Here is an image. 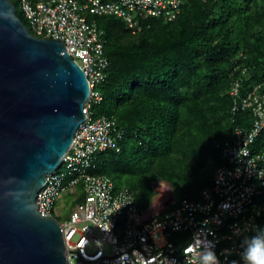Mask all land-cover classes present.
<instances>
[{"label": "built area", "instance_id": "2783aa9c", "mask_svg": "<svg viewBox=\"0 0 264 264\" xmlns=\"http://www.w3.org/2000/svg\"><path fill=\"white\" fill-rule=\"evenodd\" d=\"M183 2L21 0L33 33L64 40L91 85L85 105L87 119L37 196L39 211L56 219L61 214L57 203L64 194L75 202L69 218L58 219L68 264H202L208 250L215 253L219 264H245V241L264 229V204L255 203L264 194V151L253 148L264 130V91L256 86L243 93L241 79H236L230 90L233 111L250 109L252 126L238 127L232 139L217 143L226 163L215 169L213 185L203 190L200 199L184 197L170 209V204L153 209L152 203L144 208L129 187L117 189L109 175L93 171L99 153L121 150L124 132L115 117L93 115V104L103 99L98 85L107 78L110 59L105 52L104 30L88 15L118 16L137 32L151 16L176 19ZM93 242L98 246L91 250Z\"/></svg>", "mask_w": 264, "mask_h": 264}, {"label": "trees", "instance_id": "16d2710c", "mask_svg": "<svg viewBox=\"0 0 264 264\" xmlns=\"http://www.w3.org/2000/svg\"><path fill=\"white\" fill-rule=\"evenodd\" d=\"M88 17L104 30L110 59L93 115L115 117L124 132L121 150L99 153L94 172L129 187L140 206L141 186L150 206L159 180L173 188L169 209L200 199L226 163L217 143L253 123L250 109L233 111L234 81L243 93L264 91V0H184L176 19L151 16L137 32L115 15ZM253 148L264 151V130Z\"/></svg>", "mask_w": 264, "mask_h": 264}, {"label": "water", "instance_id": "95a60500", "mask_svg": "<svg viewBox=\"0 0 264 264\" xmlns=\"http://www.w3.org/2000/svg\"><path fill=\"white\" fill-rule=\"evenodd\" d=\"M91 85L64 40L34 34L0 0V264H68L60 221L37 196L87 119Z\"/></svg>", "mask_w": 264, "mask_h": 264}, {"label": "rangeland", "instance_id": "374dc122", "mask_svg": "<svg viewBox=\"0 0 264 264\" xmlns=\"http://www.w3.org/2000/svg\"><path fill=\"white\" fill-rule=\"evenodd\" d=\"M14 2L16 4L17 8H18L19 15L23 18V20L26 23L29 24V19L25 15V12H24V10L22 8L21 0H14ZM93 16H95V15H93ZM164 183H166L168 185V187H165L163 185ZM154 188L156 190V194H155L154 198L151 200L152 201L151 203L153 205V209L154 208L155 209H162V208H165L169 204L174 202L175 196H174L173 188H172V186L170 185L169 182H167L165 180L156 181L154 183ZM137 199H138V202L142 206H144V207L149 206V203H150V191H149V189L146 186H141V192H140L139 196L137 195ZM178 199H181V198H178ZM255 203L264 204V194L263 195H259L256 198ZM57 206L59 207L60 212H61V214L59 215L58 219L60 221L66 220L67 218H69V215H70V213H71V211L73 209V206H74V202L72 201V196L64 194L59 199V201L57 203ZM123 225H124V216L121 218L120 227H123ZM97 246H98L97 243L93 242V243L90 244L89 248L92 250V249L97 248Z\"/></svg>", "mask_w": 264, "mask_h": 264}, {"label": "clouds", "instance_id": "9594fccd", "mask_svg": "<svg viewBox=\"0 0 264 264\" xmlns=\"http://www.w3.org/2000/svg\"><path fill=\"white\" fill-rule=\"evenodd\" d=\"M242 259L245 264H264V229L245 241ZM202 264H219V260L213 251L208 250L202 256Z\"/></svg>", "mask_w": 264, "mask_h": 264}, {"label": "bare ground", "instance_id": "6f19581e", "mask_svg": "<svg viewBox=\"0 0 264 264\" xmlns=\"http://www.w3.org/2000/svg\"><path fill=\"white\" fill-rule=\"evenodd\" d=\"M165 187H168V185L166 183L163 184Z\"/></svg>", "mask_w": 264, "mask_h": 264}, {"label": "crops", "instance_id": "0c3cea01", "mask_svg": "<svg viewBox=\"0 0 264 264\" xmlns=\"http://www.w3.org/2000/svg\"><path fill=\"white\" fill-rule=\"evenodd\" d=\"M59 208V207H58ZM60 210V209H59Z\"/></svg>", "mask_w": 264, "mask_h": 264}]
</instances>
